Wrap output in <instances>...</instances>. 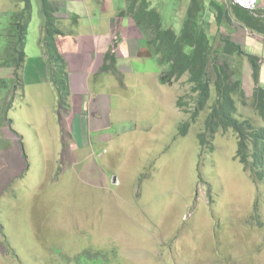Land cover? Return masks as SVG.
I'll list each match as a JSON object with an SVG mask.
<instances>
[{
    "label": "rangeland",
    "instance_id": "1",
    "mask_svg": "<svg viewBox=\"0 0 264 264\" xmlns=\"http://www.w3.org/2000/svg\"><path fill=\"white\" fill-rule=\"evenodd\" d=\"M30 1L25 54L35 60L43 55L42 23L37 0ZM148 1L163 27L176 34L186 21L208 20L203 24H209L210 35L217 34L210 38H215L218 63L235 70L233 81L241 80L239 95L233 97L234 118L248 122L251 130L264 128L253 99L255 89L264 88V39L235 19L216 27L209 19V0L200 3L196 14L187 8L190 0ZM120 3L112 0L113 7ZM238 6L264 10V0H244ZM21 7L17 0H0V264H33L31 240L36 238L29 236L38 224L63 233L65 241L70 237V248L76 251L88 244H113L123 264H264V181L239 163L233 130H218L211 139L204 135L214 91L193 121L196 94L188 77L160 85V69L135 22L115 13L122 33L128 19L129 39L137 45L139 38L146 56L116 57L123 51L115 46L113 60L106 61L110 46L106 52L101 46L95 55L104 53L103 64L94 68V57L73 54L69 63L80 61L89 68L90 82L101 91L96 103L105 104L85 101L97 95L92 88V94L80 92L85 81L80 75L72 80L74 96L68 89L60 122L56 91L40 68L34 75L42 73L43 81L39 76V82H32V77L22 88L3 66L10 13ZM65 9L79 16L83 31L93 23L94 15L75 10L68 0ZM124 9L123 1L119 12ZM60 28L68 27L61 21ZM73 29L82 39L79 23ZM228 36L246 55L259 59L257 81L247 58L220 51ZM58 46L65 50L64 44ZM84 103L85 115L80 109ZM76 115L86 116L91 129L83 147L72 131ZM7 143L9 150L3 147Z\"/></svg>",
    "mask_w": 264,
    "mask_h": 264
},
{
    "label": "trees",
    "instance_id": "2",
    "mask_svg": "<svg viewBox=\"0 0 264 264\" xmlns=\"http://www.w3.org/2000/svg\"><path fill=\"white\" fill-rule=\"evenodd\" d=\"M17 1L22 4V7L10 13L7 53L3 66L7 68L8 75L12 79L17 77L18 80L29 59L25 54V47L32 7L30 0ZM54 1L37 0L42 23L39 45L47 65L48 82L57 94V108L60 111L58 118L61 122L63 112H66L69 91L66 84L67 65L58 51L57 41L66 34L61 30V19L52 7ZM123 1L125 9L119 14L130 17L135 22L150 56L156 59L160 69L159 84L169 85L185 75L188 77L187 81L192 85V90L196 94V108L191 116L193 121L200 112L206 109V103L213 90L214 101L205 119L204 135H208L211 139L218 130H233L237 136L236 157L239 163L243 166H250L254 178L256 177L260 182L264 181V128L251 130L248 122L234 118L235 101L233 97L239 95L237 93L241 80L238 78L233 81L235 70H230L226 63H218V52L214 51V39L217 34L215 32L209 34L208 20L201 19V23L186 21L180 34H176L172 29L163 27L159 13L151 7L148 0ZM190 2L191 5H187V8L195 9L194 14L202 7L200 3H205L204 0H190ZM208 7L209 19H213L216 27H221L222 21L229 24L231 19H235L247 31L258 34L264 39V10L255 12L247 10L231 0H219V2L209 0ZM203 20L207 21L206 24H203ZM77 23H79V18L72 16L69 21L70 28L73 29ZM69 35L72 36L71 33ZM210 36L215 38L211 39ZM222 42L223 47L220 51L248 59L253 67V77L257 81L261 74L259 59L246 55L240 46L231 41L230 36ZM115 46L116 43H113L104 54L106 61L113 60ZM262 60L264 62V59ZM239 93L241 94L240 91ZM253 99L256 112L264 119V88L257 87ZM178 106L183 107L180 100ZM180 130L183 135L184 128ZM205 143L206 141L201 138L200 145L204 146ZM3 147L5 150L10 149L9 143ZM28 236L26 234V237ZM29 237L36 238L34 242L33 239L31 240L34 250L33 264H123L119 249L113 244L101 245L102 247L88 244L76 251L70 248V237L65 241L63 233H54L51 229L42 228L39 224Z\"/></svg>",
    "mask_w": 264,
    "mask_h": 264
},
{
    "label": "crops",
    "instance_id": "3",
    "mask_svg": "<svg viewBox=\"0 0 264 264\" xmlns=\"http://www.w3.org/2000/svg\"><path fill=\"white\" fill-rule=\"evenodd\" d=\"M66 1L67 0H55L52 4V7H53L56 15L62 19L61 20L62 25L64 27H68L67 30H63V32L66 34V36L58 38V41H57L58 44H62V45L64 44L65 50H62V51L59 50V46H58V51L62 54V56L66 60V65H67L66 84H67L69 91L74 96L75 93L70 90V88L73 89L72 80H73V78H76V77H79L80 75H83L81 77H83L85 79V81L79 87L80 92L84 93L86 91V94L87 93L92 94L93 91L95 90L97 96L95 98H88L85 101L88 102V101L92 100V102L96 103V100H97L98 96L100 95L101 91H97L96 88L94 87V85H96L97 83L90 82V76L92 75V73L88 72L89 68L85 67L83 62H80V61H78L77 63L70 64L69 58L75 53L82 55V57L84 54H86L87 56L94 57V61H95L94 62V68H96V66H98V68H100L101 65L103 64V54L104 53L102 52L98 55H95V52L98 51L99 49H101V46H102V49H105V52H106L108 50V47L111 46V44L113 42H117L118 40H120V43L117 42L116 46H119V48H121L123 53L124 54L126 53L127 56H126V54L124 55L123 53H121L120 56L117 55L116 57H122L123 59L129 58V56H130V58L141 57V56L144 57L146 55L142 51H146V50L144 49V44L140 42L139 38H137V45H135L134 42L131 39H129L128 29H129L130 25H129L128 19L126 20L127 31H124V33H122V31H120L121 27H122L120 24L122 21H119L118 18L114 19V17H113L114 14L115 13L118 14L119 9L122 8V3H123L122 0L120 3L121 6L118 5L116 7H113L112 0H82L79 2H75L74 0H68L69 2L73 3V8L75 10L81 11L85 15L92 14L95 16L94 19L92 20L93 23H90V24L84 26V28L86 29L85 31H83V25L80 24L79 16H77L75 14H71V13L69 15L67 14V10L65 9V2ZM101 1L103 3V6H101V4H100ZM71 16H77L79 18V29L81 30L82 39H80V34H77L76 32H74V29L69 28L68 23H69ZM70 33L72 34V36L69 35ZM89 33H90V36L88 37ZM74 34L77 37H75ZM84 38H88V39H84ZM96 42H98L99 45H97ZM78 46L82 50L76 51ZM130 46H132L131 50H129ZM140 54H142V55H140ZM146 54H147V52H146ZM28 58L29 59H27V62L25 63L26 67H24V69L21 71L20 79H19V85H17L18 87L22 86V88H23V86H25L23 84L24 80L27 81V80L31 79L32 77H34V81H32V82H39V76H42V81H43V74L46 75V79H47V70H46L47 65H46L45 57L43 55H41V58H39V59L36 58L35 60L30 58V57H28ZM119 61H118V63H119ZM34 64L37 65L36 70H33ZM41 64L45 70L42 69ZM118 66H119V64H118ZM39 68L43 71V74L38 73V74L34 75L35 73H37ZM90 70H92V68ZM92 72H94V71L92 70ZM97 73L98 72H96L95 74H97ZM30 74H32V76ZM24 76H25V78L23 79ZM50 86L52 87V85H50ZM90 88L93 89V91L91 93L88 92V90ZM78 102L80 103V100ZM108 102H110L109 99L106 101V103H108ZM96 104L103 106V104H105V102L96 103ZM85 107L88 108V106H86V103H84L80 107V109L83 110L84 115L86 114V112H85L86 108ZM105 117H106V120H109L108 114ZM76 118L77 119H76V121H74L72 131H73L74 137L76 139L75 142L78 145H80L81 147H83V143L87 139L88 133L91 129L87 128L88 124H87L86 116L82 117V116L76 115Z\"/></svg>",
    "mask_w": 264,
    "mask_h": 264
},
{
    "label": "built area",
    "instance_id": "4",
    "mask_svg": "<svg viewBox=\"0 0 264 264\" xmlns=\"http://www.w3.org/2000/svg\"><path fill=\"white\" fill-rule=\"evenodd\" d=\"M241 1H244V0H233V2L236 3V4H238V5H240V2H241ZM241 6H242V5H241Z\"/></svg>",
    "mask_w": 264,
    "mask_h": 264
}]
</instances>
